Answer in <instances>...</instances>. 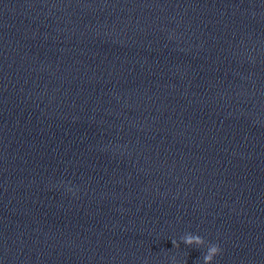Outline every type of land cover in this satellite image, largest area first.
Returning a JSON list of instances; mask_svg holds the SVG:
<instances>
[{"label":"water","instance_id":"water-1","mask_svg":"<svg viewBox=\"0 0 264 264\" xmlns=\"http://www.w3.org/2000/svg\"><path fill=\"white\" fill-rule=\"evenodd\" d=\"M210 244L264 264V0H0V264Z\"/></svg>","mask_w":264,"mask_h":264},{"label":"clouds","instance_id":"clouds-1","mask_svg":"<svg viewBox=\"0 0 264 264\" xmlns=\"http://www.w3.org/2000/svg\"><path fill=\"white\" fill-rule=\"evenodd\" d=\"M71 191V189H69ZM180 243L187 247H201L205 244V240L198 235L188 233L181 237ZM173 247L179 248L180 244L172 241ZM221 254V249L218 244L208 245L207 252L203 256V264H213L214 258Z\"/></svg>","mask_w":264,"mask_h":264}]
</instances>
